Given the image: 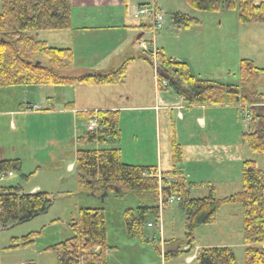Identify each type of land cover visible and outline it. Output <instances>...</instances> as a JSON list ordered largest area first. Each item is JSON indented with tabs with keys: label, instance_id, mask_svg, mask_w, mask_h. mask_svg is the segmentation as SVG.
Wrapping results in <instances>:
<instances>
[{
	"label": "trees",
	"instance_id": "obj_1",
	"mask_svg": "<svg viewBox=\"0 0 264 264\" xmlns=\"http://www.w3.org/2000/svg\"><path fill=\"white\" fill-rule=\"evenodd\" d=\"M192 10L208 14L221 11L236 12L241 24L264 23V0H183ZM0 89L17 86H89L117 85L123 82L126 65L108 71H90L77 76L64 77L60 71L73 63L70 49L48 46L31 33L40 31H68L72 27L71 0H0ZM169 19L177 28L187 29L198 21L186 14L170 13ZM150 56L149 52H146ZM159 81L166 83L174 95L190 105L222 106L241 103L247 108V132L242 135L248 150L264 154V94L249 87L263 73L248 60L239 65V84L224 85L217 81L192 76L186 63L167 58L157 50ZM41 59H46L45 64ZM86 121L95 119L94 130L86 131L77 139L80 144L120 139V121L117 111L86 113ZM172 171L160 178L147 176L154 167L127 165L121 160L120 150H77L74 171L78 188L82 192L100 194L106 191L149 194L162 205L170 198H178L185 212V243H193V230L216 221V212L223 204L242 207L243 243L246 246L244 264H264V171L252 161L241 166V191L217 199L213 189L203 198H190L186 180L176 165L182 161L180 146L173 141ZM17 161L1 162L0 171L15 170ZM51 197L46 192L24 193L19 188L0 190V228L23 224L47 212ZM159 207H139L137 212L124 213L125 231L130 237H143L147 214L158 217ZM102 209H79L71 223L75 235L50 249L56 255V264H108L106 252V224ZM34 233L23 238L21 246L30 245ZM175 240L164 243L163 259H176L183 252ZM187 250V249H186ZM188 251V250H187ZM191 264H234L229 248H204L194 255Z\"/></svg>",
	"mask_w": 264,
	"mask_h": 264
},
{
	"label": "rangeland",
	"instance_id": "obj_2",
	"mask_svg": "<svg viewBox=\"0 0 264 264\" xmlns=\"http://www.w3.org/2000/svg\"><path fill=\"white\" fill-rule=\"evenodd\" d=\"M142 1H146V3L141 6L152 4L151 0ZM156 2L164 8L159 7L165 13L166 20L162 31L157 32L155 36V47L160 41L158 48L162 47L168 57L187 63L192 76L217 81L224 85H238L240 61H251L253 66L263 70V73L258 75L249 87L264 94V23L241 24L237 20L235 11H221L216 14L197 12L191 10L183 0H156ZM164 4L169 6L171 11L188 13L198 21L197 26L193 24L189 29L177 28L169 19V14L172 12L167 9L168 7H164ZM137 8L138 6H130L126 10V18L131 22H143L146 25L145 20L130 17ZM61 33L63 31H40L31 33V35H38L37 40H45L48 46L59 48L63 45L60 41V39L63 41ZM89 35L88 41L103 42L107 49L109 48L108 41L112 45L120 41L116 36L117 32H99L93 36ZM146 38L149 39L147 35ZM41 61L48 64L46 59H41ZM153 64L155 62L152 59ZM152 67L155 70L154 65ZM133 72L134 69L128 73L126 89L140 87L143 91L142 94L145 95L146 80L140 84L134 80L135 73ZM161 84L162 82H158V85L161 86ZM94 89V87H89L87 92V90L77 87L71 90L72 97L77 96L78 100L86 101L87 96L94 94ZM161 89H166V87ZM167 90L170 94H174L170 89ZM2 96L3 94L0 93V97ZM146 96H141L138 100L142 101L146 99ZM221 108L222 106L212 110L219 116L214 117V125L207 127L203 134L215 144L224 143L230 146L229 148L233 152L228 154L230 158L223 156L219 160H183L176 165L180 175L189 184L190 198L206 197L211 189L217 199L239 193L243 161H252L259 170L264 171V154L251 152L242 140V135L247 132L248 124L246 106L234 102L232 105ZM87 122L84 123L79 118L75 120L71 116L69 134H67L66 125L64 129L60 128V132L53 133V129L47 121L40 123V126L38 125L36 128L42 142L49 139L53 142L58 141V138H53L52 134L56 137L62 136L65 143L69 140L68 149L65 145L66 152L68 150V152L76 153L77 150L115 147L120 149L122 145L121 160L124 164H154L152 134L150 139L144 142V145H137L135 149L129 140L128 130L124 131L122 141L119 140L115 147L109 141L80 144L77 139L87 131ZM187 122L192 125L188 129H183L179 125L176 127L180 139L189 138L191 132L197 133L196 136H201V130L193 123V118ZM50 149L53 151V155L57 154L58 157H61L60 152L62 151L52 147ZM135 152L139 155L143 154V158L138 159ZM73 160L75 163V156ZM163 163L167 164V161H163ZM33 168L35 170L36 167ZM11 172L14 176L1 182L0 187H14L25 192L30 189L32 184H40L41 191L50 195L51 205L46 213L29 222L0 228V264H19L20 262L24 264L29 262L32 264H56V255L50 247L75 235L71 229V223L76 219L78 210L85 208L102 209L104 213L106 242L109 247L106 252L108 264H191L188 262L189 258L204 248H229L234 254V264H244L246 246L243 243L242 207L238 204L220 206L216 212L215 223L197 226L193 230V243L191 246H187L185 243L186 215L176 201L160 207V198L154 200L146 193L106 191L92 195L82 192L78 188L74 171L67 173L65 167L58 171L41 169L32 175L26 174V178H22V174L17 169H12ZM102 195L103 198H101ZM154 206L159 207L158 217H154L152 214L146 215V220L153 226L144 227L143 237H130L125 231V211L137 212L139 207ZM32 233L35 235L32 237L33 242L30 245L21 246L23 238ZM171 240L181 244L180 249L183 253L176 259L164 261V243ZM12 243H17V246L9 249Z\"/></svg>",
	"mask_w": 264,
	"mask_h": 264
},
{
	"label": "crops",
	"instance_id": "obj_3",
	"mask_svg": "<svg viewBox=\"0 0 264 264\" xmlns=\"http://www.w3.org/2000/svg\"><path fill=\"white\" fill-rule=\"evenodd\" d=\"M71 1L72 27L61 33L63 41L62 39L60 41L64 46H60L59 49L72 50L74 58L73 63L61 70L60 74L64 77L77 76L84 72L113 70L125 64V78L122 83L117 85L74 84L46 87L17 86L0 89V93L3 94L0 97V163L17 161L16 169L20 171L22 178H26L25 175L28 173V175H32L41 169L58 171L65 167L67 173H71L75 153L64 150L65 145L68 149L69 140L65 143L62 136L56 137L52 134L53 138H58V141L53 142L49 139L42 142L36 127L47 121L55 133L60 132V128L64 129L66 125L67 134H69L71 116L75 120L79 118L85 123L86 113L98 111L119 112V140L122 141L124 131L128 130L133 149L137 148V145H144V142L150 139L152 134L155 162L154 164L137 165L154 167L161 174H168L172 171L171 146L173 141L180 146L182 161L219 160L223 156L230 158L228 154L233 152L232 149L230 150V146L224 143L215 144L203 134L207 127H211L215 123L214 117L218 113H213L212 110L221 106L190 105L174 94H170L167 88L157 90L158 82L155 76H158V70L157 72L153 70L152 58L139 47L140 42H148L151 37L148 33V25L146 21H144L146 25L143 22H131L125 16L126 10L130 6L139 7L146 1ZM151 2L164 9L156 0H151ZM164 7H168L167 9L172 13H183L190 16L186 12L171 11V8L165 4ZM109 31L117 32L116 36L120 41L114 45L108 41V49L104 47L103 42L93 43L87 40L89 34L93 36L99 32ZM146 35L149 39L146 38ZM34 37L38 39V35H34ZM159 43L160 41L157 43L156 50L165 54L162 47L158 48ZM166 57L170 58L167 55ZM170 59L177 61L173 57ZM156 62L158 68L157 58ZM133 69L134 80L140 84L146 80L145 95L142 94L143 91L140 87L126 89L128 73ZM130 77L132 78V75ZM77 87L83 88L87 92L89 87H94V94L87 96L86 101H80L77 96L72 97L71 90ZM141 96H146V99L139 101ZM78 102L80 103L78 104ZM225 106L227 105H222L221 109ZM34 107H39V109L36 110ZM191 118H193L196 127L201 130V136H196L197 133L191 132L189 138L182 140L176 127L179 125L183 129H188L192 126L190 122H187ZM32 122L34 125L31 124ZM50 147L62 151L60 152L61 157H58L57 154L53 155ZM122 149L121 145L120 155ZM135 155L138 159L143 158V154L139 155L135 152ZM163 161H167V164H164ZM33 167H36L35 170ZM11 170L0 171L4 175V178L0 179V183L14 176ZM8 173H12V175L9 176ZM39 185L32 184L30 189L24 193L42 192ZM5 188L14 187L3 186L0 187V190ZM16 246L17 243H12L9 249ZM19 264L24 263L20 262Z\"/></svg>",
	"mask_w": 264,
	"mask_h": 264
},
{
	"label": "built area",
	"instance_id": "obj_4",
	"mask_svg": "<svg viewBox=\"0 0 264 264\" xmlns=\"http://www.w3.org/2000/svg\"><path fill=\"white\" fill-rule=\"evenodd\" d=\"M132 16L133 19H138V20H145L148 25V33L150 34V39L148 42H141L140 43V48L144 52H149L150 57L154 60V69L157 72V62H156V47L154 44L155 36L157 32L162 31L164 25H165V20L166 16L165 13L157 7L155 4H151L149 6H140L135 10V12L130 15ZM157 79V82H161L158 80V77L155 76ZM166 87V83L162 81L161 86L157 84V90ZM34 109L38 110L39 107H34ZM248 117V116H247ZM97 126V122L95 119H90L86 125V130L91 131L94 130ZM9 176L12 175V173H8ZM160 173L157 170H151L147 174V176H155L157 178H160ZM4 175L0 173V179L4 178ZM174 201L178 202V198H170L167 203H173ZM162 205V200L160 198V207ZM148 227H150V224H148ZM194 257H190L188 262L191 261Z\"/></svg>",
	"mask_w": 264,
	"mask_h": 264
},
{
	"label": "water",
	"instance_id": "obj_5",
	"mask_svg": "<svg viewBox=\"0 0 264 264\" xmlns=\"http://www.w3.org/2000/svg\"><path fill=\"white\" fill-rule=\"evenodd\" d=\"M92 195H94V194H92ZM101 198H103V195L101 196Z\"/></svg>",
	"mask_w": 264,
	"mask_h": 264
}]
</instances>
